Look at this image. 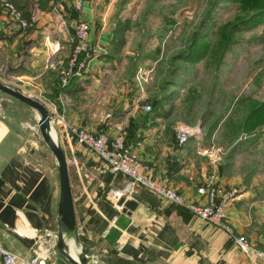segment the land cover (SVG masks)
Wrapping results in <instances>:
<instances>
[{
    "label": "crops",
    "instance_id": "0c3cea01",
    "mask_svg": "<svg viewBox=\"0 0 264 264\" xmlns=\"http://www.w3.org/2000/svg\"><path fill=\"white\" fill-rule=\"evenodd\" d=\"M3 1L12 3L29 23L24 30L11 22L10 27L0 25V55L10 53L7 73L21 92L45 105L65 157L67 153L76 157L75 185L70 178L69 183L77 239L88 250L89 260L95 264H253L221 229L184 207L164 201L153 207L140 200L129 212L123 211L117 204L120 197L130 200V193L146 190L128 186L123 175L110 172L58 120L57 114L70 126L102 131L109 137L123 130L126 144L150 166L152 180L177 190L187 201H203L195 189L209 178L218 186L236 187L238 194L225 207V220L236 234L264 250V198L241 179L228 176L226 166L221 168L204 155L192 143L199 133L176 144L175 127L165 120L171 103L162 101L156 109L144 111L141 95L131 98L130 89L124 95L107 89L103 80L99 83L100 57L89 60L81 76L58 85L57 72L70 52L76 21L89 23L91 42L107 45L109 30L101 11L86 4L75 10L72 0H47L42 7L37 0H0V19L6 14ZM8 97H2L0 114V243L24 260L34 255L47 264H66L53 251L58 179L34 163L32 150L13 133L7 115L11 103H16Z\"/></svg>",
    "mask_w": 264,
    "mask_h": 264
},
{
    "label": "rangeland",
    "instance_id": "374dc122",
    "mask_svg": "<svg viewBox=\"0 0 264 264\" xmlns=\"http://www.w3.org/2000/svg\"><path fill=\"white\" fill-rule=\"evenodd\" d=\"M84 4L101 11L109 30V41L100 57L99 70L103 74L99 83L103 80L115 94L124 95L130 89L127 96L141 95V101L150 107L154 99L169 100L171 106L165 120L167 125L175 127L174 136L183 126L199 128V137L192 143L204 155H210L215 165L226 166L228 176L241 179L250 191L264 198V121L251 130L241 126L247 101L264 105V18L254 27L236 33L237 42L220 61L208 58L191 64L183 61L181 55L192 48V33L205 35L203 40L212 43L214 25L234 22L244 16L238 3L231 0H85ZM6 14L1 17L0 25L10 27L12 22ZM118 24L126 25V29L113 35ZM112 39H115L114 48ZM9 55V52L0 55V81L17 88L18 83L7 73ZM2 97L6 96L0 94V114ZM11 107L7 116L13 124V133L32 150L34 163L57 178L55 160L36 126V112L19 104L11 103ZM75 158L69 153L65 157L72 185L76 177ZM71 240L65 241L71 245ZM54 244L55 237L54 255L69 264L57 253ZM72 249L76 252L79 247L72 245Z\"/></svg>",
    "mask_w": 264,
    "mask_h": 264
},
{
    "label": "built area",
    "instance_id": "2783aa9c",
    "mask_svg": "<svg viewBox=\"0 0 264 264\" xmlns=\"http://www.w3.org/2000/svg\"><path fill=\"white\" fill-rule=\"evenodd\" d=\"M85 0H72L75 10H81ZM1 7L6 11L12 23L24 30L29 23L22 17L20 11L9 1H3ZM89 23L86 20H78L72 26L71 48L67 60L57 72L59 86L66 85L74 76L85 73L88 61L101 57L104 49L98 43H93L88 38ZM144 111H149L148 104L143 105ZM58 120L63 123L66 132L80 145L94 154L110 172L123 175L127 179V185H137L156 197L159 201L172 203L188 209L199 219L206 221L221 229L227 234L237 249L247 256L253 264H264V250L256 248L245 236L236 234L233 228L225 220V207L235 199L238 189L234 186L222 187L213 183L209 178L198 185L196 194L203 201H187L175 189L165 184H159L152 180L150 166L142 162L136 153L126 144L125 132L118 130L111 137L102 131L92 132L83 127H74L65 123L63 117L58 115ZM109 113H105V118ZM199 130L194 126L178 128L175 134L176 144L182 145L190 136H194ZM126 191V190H125ZM0 264H47L45 258L34 256L24 260L17 254L4 248L0 243ZM52 264V263H48ZM95 264V261H88Z\"/></svg>",
    "mask_w": 264,
    "mask_h": 264
},
{
    "label": "water",
    "instance_id": "95a60500",
    "mask_svg": "<svg viewBox=\"0 0 264 264\" xmlns=\"http://www.w3.org/2000/svg\"><path fill=\"white\" fill-rule=\"evenodd\" d=\"M0 93L9 96L33 109L37 114L36 126L39 135L47 149L50 151L56 163V172L58 179V197L56 204V233H55V250L69 264H88L87 249L80 246L77 239V229L75 223L73 202L70 190L69 176L65 154L60 144L51 135V116L45 105L36 98L24 94L14 87H10L0 81ZM130 200H125L120 197L117 204L122 205V210H132L137 201L143 200L153 207L159 206V200L150 193L141 190L130 193ZM167 212V211H165ZM66 238L72 239L71 245L67 243ZM78 244L80 247L77 252H74L72 245ZM69 250L75 254V258L71 256Z\"/></svg>",
    "mask_w": 264,
    "mask_h": 264
},
{
    "label": "trees",
    "instance_id": "16d2710c",
    "mask_svg": "<svg viewBox=\"0 0 264 264\" xmlns=\"http://www.w3.org/2000/svg\"><path fill=\"white\" fill-rule=\"evenodd\" d=\"M47 0H37V5L42 7V5ZM229 1V0H223ZM235 3H238L240 6L241 12L240 14L244 15L237 18L234 22H226L218 25H214L211 29V34L214 36V41L205 42L203 40V36L196 32L192 33L191 37V49H189L184 54L182 53L181 59L187 63L198 62L201 59L208 58H217L220 61V58L223 57L225 52L230 50L236 41V33L245 31L254 27L259 22H262L264 18V0H231ZM23 17V16H22ZM24 18V17H23ZM25 19V18H24ZM28 22V19H25ZM28 28V27H27ZM126 29V25L118 24L115 29L113 35H117V33H122ZM114 37V36H113ZM203 40V42H201ZM112 47L115 46V39L111 41ZM174 84V83H173ZM3 96H6L0 93ZM8 97V96H6ZM14 103L19 104L22 107H27L23 103L18 100L8 97ZM167 100V99H166ZM153 101V100H152ZM169 101V100H168ZM162 102V99H154L151 109H156L158 105ZM242 102V101H241ZM243 110L247 111L243 115V124L241 126L244 127L245 130H251L253 127H259L260 124L264 121V105H260L255 101H251L246 103V106ZM240 126V127H241ZM242 128V127H241ZM243 129V128H242Z\"/></svg>",
    "mask_w": 264,
    "mask_h": 264
},
{
    "label": "bare ground",
    "instance_id": "6f19581e",
    "mask_svg": "<svg viewBox=\"0 0 264 264\" xmlns=\"http://www.w3.org/2000/svg\"><path fill=\"white\" fill-rule=\"evenodd\" d=\"M51 135L53 136L54 135V133L51 131ZM54 137V136H53ZM69 253L71 254V256L72 257H74L75 258V254H74V252L72 251V250H69Z\"/></svg>",
    "mask_w": 264,
    "mask_h": 264
}]
</instances>
